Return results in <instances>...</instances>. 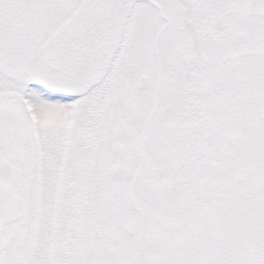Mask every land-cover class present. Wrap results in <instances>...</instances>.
<instances>
[{"label":"snow or ice","instance_id":"snow-or-ice-1","mask_svg":"<svg viewBox=\"0 0 264 264\" xmlns=\"http://www.w3.org/2000/svg\"><path fill=\"white\" fill-rule=\"evenodd\" d=\"M0 264H264V0H0Z\"/></svg>","mask_w":264,"mask_h":264}]
</instances>
